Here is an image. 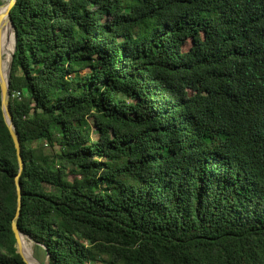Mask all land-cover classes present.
<instances>
[{"label":"trees","instance_id":"16d2710c","mask_svg":"<svg viewBox=\"0 0 264 264\" xmlns=\"http://www.w3.org/2000/svg\"><path fill=\"white\" fill-rule=\"evenodd\" d=\"M9 16L17 227L47 264H264V0ZM17 174L0 108V264H25Z\"/></svg>","mask_w":264,"mask_h":264},{"label":"water","instance_id":"95a60500","mask_svg":"<svg viewBox=\"0 0 264 264\" xmlns=\"http://www.w3.org/2000/svg\"><path fill=\"white\" fill-rule=\"evenodd\" d=\"M14 4H15V0H5L3 4L0 3V8L2 7L4 9V13L8 19L10 28L12 29V32H13V46H12V50L10 53V58H9L8 66H7L5 79H3L1 76L2 53H1V46H0V108H1V112H2L4 122L7 126L9 134L12 138L14 148L16 151L17 161H18V174L14 178L15 186H16V196H17V198H16V212H15V216H14L12 223H11V228H12L14 238H15V249H16L15 251L17 254L20 255L22 261L25 264H28L27 260L23 256V253L21 250V245H20L21 236H24V237H27V236L24 235L23 233H21L17 227V219H18L19 214H20V184H19L18 176H19V173L21 172V169H22V159L20 156V146H19L18 136H17L15 126H14L13 121H12V116H11L10 111H9V84H10L9 83V77H10V69H11V65H12V61H13V54H14V50H15V28H14V24H13L12 20L10 19L9 11H10L11 7L14 6ZM1 17H2V15L0 14V22H1ZM0 33H1V25H0ZM47 257L48 256L45 255V264H47Z\"/></svg>","mask_w":264,"mask_h":264},{"label":"bare ground","instance_id":"6f19581e","mask_svg":"<svg viewBox=\"0 0 264 264\" xmlns=\"http://www.w3.org/2000/svg\"><path fill=\"white\" fill-rule=\"evenodd\" d=\"M1 4H2V1H1ZM0 14L2 15V20L0 22V25H1V33H0L1 53H2L3 41L5 43V49H4L5 56H4L3 62L1 63V76L3 79H5L7 66H8V62H9V58H10V53H11L12 46H13V32H12V29L10 28L8 19L5 15L4 9L2 7L0 8ZM20 240H21L20 241L21 250H22L23 256L27 260V263L28 264H37V262L33 258V253H32L33 251L31 249V244L29 242V239L27 237L21 236Z\"/></svg>","mask_w":264,"mask_h":264},{"label":"rangeland","instance_id":"374dc122","mask_svg":"<svg viewBox=\"0 0 264 264\" xmlns=\"http://www.w3.org/2000/svg\"><path fill=\"white\" fill-rule=\"evenodd\" d=\"M2 20V17H1ZM5 38V37H4ZM5 49V43L3 41L2 43V51ZM4 56L5 54L2 56V61L4 60ZM30 244H31V249H32V253H33V258L35 259V261L37 262V264H45V255L43 254L42 250L40 249H36L34 247V244L31 240H29Z\"/></svg>","mask_w":264,"mask_h":264}]
</instances>
